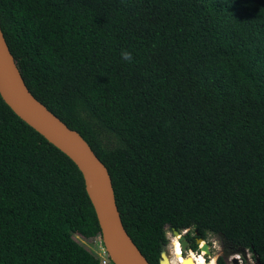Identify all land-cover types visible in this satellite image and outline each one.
I'll return each mask as SVG.
<instances>
[{
  "label": "trees",
  "instance_id": "16d2710c",
  "mask_svg": "<svg viewBox=\"0 0 264 264\" xmlns=\"http://www.w3.org/2000/svg\"><path fill=\"white\" fill-rule=\"evenodd\" d=\"M0 28L150 264L166 227L264 264V0H0ZM75 236L101 237L81 172L0 96V264H101Z\"/></svg>",
  "mask_w": 264,
  "mask_h": 264
},
{
  "label": "water",
  "instance_id": "95a60500",
  "mask_svg": "<svg viewBox=\"0 0 264 264\" xmlns=\"http://www.w3.org/2000/svg\"><path fill=\"white\" fill-rule=\"evenodd\" d=\"M0 96L22 121L66 155L81 172L111 263L150 264L124 227L108 169L77 131L69 128L30 92L1 28ZM173 234L181 239L182 251L189 249L180 232L174 230ZM198 243H203L202 252L211 258L210 246L203 239ZM165 257L169 261L166 253L162 252L159 264H164Z\"/></svg>",
  "mask_w": 264,
  "mask_h": 264
},
{
  "label": "rangeland",
  "instance_id": "374dc122",
  "mask_svg": "<svg viewBox=\"0 0 264 264\" xmlns=\"http://www.w3.org/2000/svg\"><path fill=\"white\" fill-rule=\"evenodd\" d=\"M166 236H167L168 243L163 252L166 253V255L168 256V258H170L172 263L187 264L188 261L192 259L191 255L195 253L188 251V253L185 255L186 257L185 262H181V260H178V256H177L178 247L181 249V245H178V246L175 245L176 241L179 242V239H178L179 237L174 236V234L170 232V230L167 227H166ZM75 239L79 241L80 243H82L87 249H89L101 261H106L105 254L97 238L84 241L83 239L75 236ZM208 243L211 246V252H212L211 259L212 258L215 259L216 262L220 256H225L228 264H257L256 259L254 258L253 254L250 253L249 251H245L242 254L227 255L225 251L224 241L218 235L209 234ZM181 252H183L182 249H181ZM234 258H236V262H234ZM211 259L207 261H211ZM182 260H183V253H182ZM106 264H109V262L106 261Z\"/></svg>",
  "mask_w": 264,
  "mask_h": 264
},
{
  "label": "flooded vegetation",
  "instance_id": "af4514ba",
  "mask_svg": "<svg viewBox=\"0 0 264 264\" xmlns=\"http://www.w3.org/2000/svg\"><path fill=\"white\" fill-rule=\"evenodd\" d=\"M181 236L183 238H185L186 242L188 243L189 249L184 250L183 253V260L181 262H185V255L188 253V251L194 252L196 255H202V247H203V243H198L199 239H203L205 244H208L210 246V244L208 243V236L206 239L201 238L199 236V232L196 230L195 233H192L190 230H184L180 232ZM179 239V242H181V239ZM194 245H197V249L193 250L192 247ZM210 251H211V246H210ZM212 253V252H211ZM204 257L206 260H209L210 258H207L204 254Z\"/></svg>",
  "mask_w": 264,
  "mask_h": 264
},
{
  "label": "bare ground",
  "instance_id": "6f19581e",
  "mask_svg": "<svg viewBox=\"0 0 264 264\" xmlns=\"http://www.w3.org/2000/svg\"><path fill=\"white\" fill-rule=\"evenodd\" d=\"M177 240V238H176ZM176 246L180 245V242L176 241L175 243ZM178 260H181L182 261V252H181V249L178 247ZM192 259L190 261H188L187 264H216V261L215 259H211V261H207L204 257V254L201 256V255H195V254H192ZM170 261V263H169ZM169 261L168 259L165 257V260H164V264H175V263H172L170 258H169ZM177 264H180V263H177Z\"/></svg>",
  "mask_w": 264,
  "mask_h": 264
},
{
  "label": "built area",
  "instance_id": "2783aa9c",
  "mask_svg": "<svg viewBox=\"0 0 264 264\" xmlns=\"http://www.w3.org/2000/svg\"><path fill=\"white\" fill-rule=\"evenodd\" d=\"M95 239H96V238H95ZM97 239H98V241H99V243H100V246L102 247L103 252H104V254H105V257H106L105 260L108 261L109 264H111L110 258H109L108 254H107V251H106V249H105V247H104V245H103L102 238H101V237H98ZM100 261H101V260H100ZM106 261H101V264H106Z\"/></svg>",
  "mask_w": 264,
  "mask_h": 264
},
{
  "label": "clouds",
  "instance_id": "9594fccd",
  "mask_svg": "<svg viewBox=\"0 0 264 264\" xmlns=\"http://www.w3.org/2000/svg\"><path fill=\"white\" fill-rule=\"evenodd\" d=\"M122 55H123V57L125 58V59H129L130 58V54L129 53H122Z\"/></svg>",
  "mask_w": 264,
  "mask_h": 264
}]
</instances>
